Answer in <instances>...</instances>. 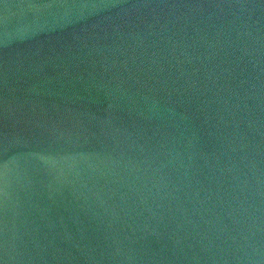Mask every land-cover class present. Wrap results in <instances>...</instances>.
Segmentation results:
<instances>
[{"label": "water", "instance_id": "95a60500", "mask_svg": "<svg viewBox=\"0 0 264 264\" xmlns=\"http://www.w3.org/2000/svg\"><path fill=\"white\" fill-rule=\"evenodd\" d=\"M0 264H264V0H0Z\"/></svg>", "mask_w": 264, "mask_h": 264}]
</instances>
